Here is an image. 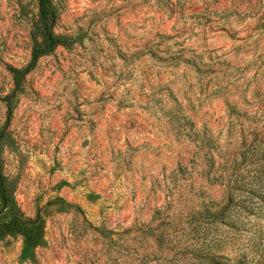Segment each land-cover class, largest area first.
Here are the masks:
<instances>
[{
  "label": "rangeland",
  "instance_id": "374dc122",
  "mask_svg": "<svg viewBox=\"0 0 264 264\" xmlns=\"http://www.w3.org/2000/svg\"><path fill=\"white\" fill-rule=\"evenodd\" d=\"M52 6L14 91L43 33L0 0V227L34 235L0 264H264V0Z\"/></svg>",
  "mask_w": 264,
  "mask_h": 264
},
{
  "label": "trees",
  "instance_id": "16d2710c",
  "mask_svg": "<svg viewBox=\"0 0 264 264\" xmlns=\"http://www.w3.org/2000/svg\"><path fill=\"white\" fill-rule=\"evenodd\" d=\"M38 14L40 19V27L43 33V43L40 46H34L31 51V59L29 63L22 68H12L14 91L20 88L25 75L34 68L39 57L49 53L54 47L60 43V38L54 34L53 27L56 20V13L52 6V0H37ZM13 91V92H14ZM9 104V103H8ZM10 107V104H9ZM0 196L4 204H6L7 193L4 188L2 179L0 178ZM0 231L15 229L20 232L26 241H30L33 238L31 229L22 225L16 224L12 226V222L4 224L0 227Z\"/></svg>",
  "mask_w": 264,
  "mask_h": 264
}]
</instances>
